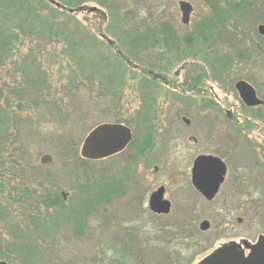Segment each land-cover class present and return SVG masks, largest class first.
I'll list each match as a JSON object with an SVG mask.
<instances>
[{"label":"rangeland","instance_id":"obj_1","mask_svg":"<svg viewBox=\"0 0 264 264\" xmlns=\"http://www.w3.org/2000/svg\"><path fill=\"white\" fill-rule=\"evenodd\" d=\"M244 1L251 0H0V84L13 91L10 96L22 109H16V142L0 146V162H14L21 149L26 162L42 167L58 184L63 204L61 210L43 212L34 226L33 211L12 204L7 187L0 189V212L8 213L0 214L7 254L0 261L109 264L131 258L135 264H197L221 244L264 236V124L240 117V137H235L226 120L196 115L207 97H219L226 108L234 104V19H242L248 41L264 24L256 12L264 0H252L246 14L239 4ZM179 2L192 6L193 22L222 18L227 26L222 36L189 46L190 28L181 23ZM191 47L199 52L196 57L189 56ZM198 76L203 80L194 85L197 92L181 87ZM56 110L68 115L69 129L61 128ZM247 122L253 129L245 130ZM102 124L128 128L136 145L113 158L81 159L84 139ZM190 131L197 136L194 145L187 141ZM155 135L166 136L161 146ZM79 138L72 157L63 140L73 144ZM140 141L145 147L139 159L133 156L139 155ZM218 144L230 168L227 186L209 204L190 201L187 160ZM246 145L254 150L248 152ZM45 155L51 157L48 165L40 163ZM142 160L150 164L141 178L146 194L136 189ZM239 177L247 185L233 196L230 187ZM112 180L119 183L118 193L111 191ZM164 183L171 188L167 198L174 210L156 216L146 199L149 189ZM204 220L210 227L203 233Z\"/></svg>","mask_w":264,"mask_h":264},{"label":"flooded vegetation","instance_id":"obj_2","mask_svg":"<svg viewBox=\"0 0 264 264\" xmlns=\"http://www.w3.org/2000/svg\"><path fill=\"white\" fill-rule=\"evenodd\" d=\"M239 2V4L241 3L242 5H245L244 8V12L245 14L248 13L253 6V1L251 0L250 2ZM256 5V2H254ZM251 6H250V5ZM259 5L261 6H257V10L256 12L259 13L260 11V18L263 17L264 18V12H262L264 9V2L259 3ZM194 12L193 8H192V12L190 15H192ZM242 14V11L240 12ZM235 26H234V35H235V44H234V49L232 52L234 54V69H235V74H236V82L234 84V91L236 93V96L234 97V101L232 105H230L228 108L224 107L220 102V98L215 96L214 98H212V100H210L208 97L202 101L200 106L201 112L196 113V115H201L202 118L204 120H209V119H223L226 120L227 123H231L229 124L230 130L233 133V135L236 137H240V132H241V127L240 124L238 123V121L240 120V117L243 118H247V119H252V120H256L257 122H259L260 124H264V36L261 35L258 31V27L259 26H264V24H260L257 26L256 28V33H250L249 34V40L246 38L248 35H242V25H241V18L240 17H236L235 19ZM264 23V22H263ZM188 26V28H190L189 33H188V43L189 46L194 47L195 42L197 40H203L201 37L204 38H209V34L214 33L215 30H217V35L212 34L211 37H221L222 36V31L225 30V28L227 27L225 22H223V19H213L211 24H208V20L205 18H202L200 20H198V22H193L192 18H189L188 24H186ZM221 28V29H220ZM203 42V41H202ZM204 43V42H203ZM191 47V49L189 50V56H194L196 57L198 55V53H194V50H192L193 48ZM144 74L146 76L149 77H153L157 80L162 81L164 84H167L168 81H166L164 78L157 76V75H153L151 71H144ZM203 80L202 77L198 76L196 78H192L189 77L188 80H186L181 87H185L184 90H187L189 93H192V89L195 88V92H197V87H195L194 85H201V81ZM219 83H225V81H223L222 79L218 81ZM239 82H243L246 83L254 92L255 95V99L256 101L259 102L258 105L253 106V107H249L247 106L242 98L240 97L239 92L235 89V86L237 83ZM199 89V88H198ZM213 90H210V92H212ZM199 93V92H198ZM202 94H204V92H202ZM213 117V118H211ZM182 118V122H183ZM188 120V119H187ZM190 124V121H189ZM186 125V126H189ZM208 125V123H207ZM248 126H250L252 128V124H250L249 122H247V124L244 125L245 130H247ZM255 129H258V126L256 125L254 127ZM253 129V128H252ZM147 135V134H146ZM161 135V134H160ZM150 136V135H149ZM159 135H155V140H157L160 144V146L164 143L165 140H163L166 136L163 135V137H161ZM172 137V135H171ZM196 135L194 134V131H190V135H188V143H193L196 144ZM210 139V136H208L207 134V140ZM150 143L153 142L151 141V139L149 140ZM133 143V135L131 132V141L128 144V146L125 148V150L117 155H121L123 154L130 146H132ZM136 145V143L134 144ZM150 146V144H148ZM147 145V146H148ZM145 146L143 145V141H140L139 144V148L137 149V151H139V155H134L133 157L137 156L139 159L142 158V156L144 155L143 153H141L140 151L142 150V148H144ZM224 147V146H223ZM222 144H218L216 147H214L212 150H208V151H199L193 155H191L188 160H187V167H186V176L188 177L187 179V184H188V189L186 187V193H189V200L190 201H194V199H197L199 201H202L206 204H209L211 202H213L214 200H216L217 198H219V196L222 194L224 188L227 186V177L230 174V168L228 167L227 163L224 161V153H222ZM245 149L248 152H251L252 149L254 150V147L252 145H246ZM115 155V156H117ZM113 156V157H115ZM111 157V158H113ZM201 158H206V159H216L219 160L225 167V175L223 176V181L222 183L219 185V188L217 190V192L215 193L213 199L211 201H208L203 194L201 193L200 189H197V186L195 185V180H194V166H195V162L198 159ZM150 165V164H149ZM149 165H147V162L145 160L142 161H138V169H141V171L138 172V180H140L141 184H137L138 186H136L137 190H141L144 194L147 193L144 183L141 182V178L142 176L145 174V169L146 167H148ZM157 166L154 167V173L157 172ZM234 180L238 181L235 183V181H233V183L231 184L230 187V194L233 196H236L239 193H236L235 191H239L242 190L247 183H242L239 178H235ZM256 181V180H255ZM201 184V182H199ZM264 184V183H263ZM236 185L238 186V188H236ZM119 183H116L115 181H111L110 182V188L111 191H113L114 193H118L119 191ZM122 187L124 186V184L122 183L121 185ZM203 188V185L200 187ZM163 191L162 193V201L167 202L168 205V212L170 215L171 212H173L174 210V205L172 203V201L167 198V194L168 192L171 190L170 186L168 184H160V185H156L153 186V188L149 189L148 192V197H147V209L149 212H153L150 209V198L151 195L155 192H157L158 190ZM189 190V191H188ZM240 192V191H239ZM237 197H233V199H235ZM138 199H141V195H138ZM186 212H190V210H186ZM156 215V214H154ZM156 216H165V215H156ZM207 221V220H204ZM203 222V221H202ZM201 222V223H202ZM208 222V221H207ZM237 222L240 224L241 223V219H238ZM200 223V224H201ZM209 223V222H208ZM199 224V227H200ZM210 227V224H209ZM200 229V228H199ZM204 233V232H203ZM263 236V235H260ZM259 236V237H260ZM258 237V238H259ZM264 237V236H263ZM258 238L255 242H249L247 240H239L237 241H230L224 244H221L218 248H216L215 250H213L210 254H208L206 257H204L202 260H200L197 264H199L201 261H203L204 259H206L209 255H211L213 252H215L217 249L220 248H224V247H233L234 250H236L238 253H243V255L245 257L248 256L249 254V249H247V247H245L243 245V242L245 241L247 244L249 245H255L258 241Z\"/></svg>","mask_w":264,"mask_h":264},{"label":"water","instance_id":"obj_3","mask_svg":"<svg viewBox=\"0 0 264 264\" xmlns=\"http://www.w3.org/2000/svg\"><path fill=\"white\" fill-rule=\"evenodd\" d=\"M57 8L59 4L51 1ZM179 10L181 12L182 24H188L192 7L186 2H179ZM258 31L264 36V26H259ZM235 89L239 92L243 102L253 107L259 104L255 99L253 90L243 82L236 84ZM188 125L189 120L183 119ZM131 141V132L128 128L118 124H102L95 127L84 139L80 157L86 161H100L110 158L122 152ZM51 157L45 155L41 158L42 165H48ZM194 180L197 189H200L203 196L211 201L217 192L219 185L223 181L225 175L224 165L216 159L201 158L195 162ZM201 182V184L199 183ZM203 185V188H200ZM162 189L153 193L150 198V209L156 215H168L167 202L162 201ZM200 231L207 232L209 223L203 221L200 224ZM243 245L249 249L247 257L243 253H238L233 247H224L217 249L199 264H264V237L260 236L255 245H249L245 241ZM0 264H7L0 261Z\"/></svg>","mask_w":264,"mask_h":264},{"label":"trees","instance_id":"obj_4","mask_svg":"<svg viewBox=\"0 0 264 264\" xmlns=\"http://www.w3.org/2000/svg\"><path fill=\"white\" fill-rule=\"evenodd\" d=\"M212 4L216 5L214 2H212ZM211 23L212 21H208V24ZM83 31L85 32V29ZM211 36L212 33L209 35V38L201 37L203 39L202 41L206 43L208 39H213V37ZM218 66L220 68H223L222 65ZM9 90L10 94L4 97V94ZM12 94L13 91L7 85H5L4 83L0 84V133H3V142L0 143V146H4V144L8 143L9 141L12 143L16 142L18 131L17 129L13 128L16 122V109L19 112L22 109L21 104L15 102V98L13 96H10ZM56 112L58 115L57 119L61 124V128L63 130L69 129L65 127L66 125H64V121H69L68 115H64V112L62 113L60 110H56ZM61 116L63 117L61 118ZM70 142L71 141L63 140V145L65 148H70L72 157H76L77 145H79L80 143V138L75 141L76 143L72 144ZM16 152L17 153L14 162H0V181L8 179L6 185H1L0 183V189L7 187L8 195H10L11 197V199L9 200L12 204H16L17 206L22 207V209L25 211H30V209L33 211L31 213L35 218L32 219V223L34 226H36L37 222L39 221L37 217H40L43 212L61 210L63 208L62 198L59 194V186L52 181V178L49 174H44V169L42 167L34 166L26 162L22 156L21 149L16 150ZM3 156L4 153L2 151V148L0 147V159H2ZM7 164H10L7 168L9 170L7 171V173H4V169ZM38 211L42 212L39 214ZM0 214L2 216H7L8 213L6 214V212H0ZM79 222L80 221H78L77 224H79ZM4 245V240H2L0 237V259H5L7 257V254L4 250ZM113 248L115 249V252H117V249H119V244L114 243ZM124 259L125 258H121L122 261L115 260L114 262H111L109 264H135V262L131 258H126V260L123 261Z\"/></svg>","mask_w":264,"mask_h":264}]
</instances>
